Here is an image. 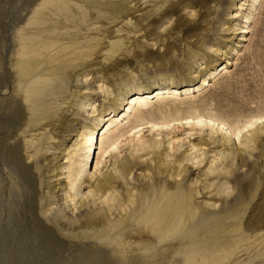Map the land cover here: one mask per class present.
<instances>
[{"label":"bare ground","instance_id":"obj_1","mask_svg":"<svg viewBox=\"0 0 264 264\" xmlns=\"http://www.w3.org/2000/svg\"><path fill=\"white\" fill-rule=\"evenodd\" d=\"M180 1L186 3V0ZM262 2L263 0H242L234 3L233 0L228 7L226 17H240L239 27L234 29L239 31L236 46L231 47L228 51L225 44L216 47L212 52L215 55L214 58H210L208 62L199 63L202 65L200 76L196 74L189 79L185 78L184 75H168L166 74L167 70L159 66L145 80L135 81L132 76L123 78L120 81L117 80L118 82L110 91L109 87L106 86L108 80L119 75L118 72H113L115 66H121L122 62L133 54L129 51L120 53L122 50L120 40H113L108 42L104 48L105 56L102 61H105L103 64H106V66L103 65L100 70L95 69L94 57L92 58V56L95 54L94 50L98 47L101 39H98V37L105 32L102 31L103 28L105 26L116 27V29L113 28L114 31L119 32L118 25L125 24L136 29L134 31L136 33L141 30L145 31L151 27L153 22L170 18L177 6L170 0H35L33 5L31 1L29 14L27 17L24 16L26 18L23 19L21 24L16 25L17 27L13 32L11 38L13 45L10 52L12 58L9 59L12 60L11 64L15 67L11 75L12 86L10 85V87H12L11 102L15 103L14 107L19 109V111L17 110L19 119L16 121L19 139L22 140L28 129L36 126L46 127V125H51L53 121H56L57 124L54 127L51 126L61 135L59 145L64 144L70 132L75 130L68 127V116H66L65 111L59 112V109L68 98L66 96L68 85L74 76L80 80L86 78L89 74H101V77H98L101 83L96 84L97 86H94L92 91L103 94V96L110 92L113 93V97H110L109 101H106V97L104 98L100 109H98L99 103H97L96 94V99H93L91 95L82 90L77 91L69 101L70 105L77 108L89 106V109L85 110V119H88L90 124H83L79 130L77 129L73 143L62 150V152L67 150V153L64 154L63 152L61 159L55 165L54 170L57 171L55 176L61 177L63 175L66 180L62 179L64 181L62 185V205L65 208L70 210L75 208V198L80 196V184H82L84 175L99 171V167L106 161L107 157L114 159L115 162L122 152L118 151L121 147H126L130 152L157 151L165 143L169 150L166 149L162 156L171 158L186 141L190 144L189 150L184 148L186 150L181 151L182 153L176 161L178 165L172 168L176 178L187 172L186 169L181 168L183 160L192 158L194 160L195 158L196 163L200 164L198 151L204 145V142L199 139L197 142H191L190 137L196 134L200 135V133L206 132V135L214 141L218 139L223 145L230 146L226 148L227 153L225 155L213 154V161L221 162L217 165L226 170L232 164V155L236 152L233 150L235 143H237V146L242 144L247 148L251 144H255L263 130L264 113H255L239 118L237 111L212 104L210 99L205 97L203 91L205 87L213 86L219 77L231 75L229 67L235 66L236 61L242 55L243 42L251 38L250 34L253 31ZM27 5L29 4L27 3ZM29 7L30 5L27 6V8ZM148 7H152V9L146 10ZM186 7L187 5H184L182 8L186 9ZM231 8L235 11H230ZM144 10L145 12L141 13ZM25 11L27 10L25 9ZM131 13L137 14L130 16ZM190 13L199 15L200 9H191ZM93 19L101 22V25L89 28L90 25L97 22L91 21ZM177 21V19L174 21L175 25H177ZM230 29L227 27L224 31L227 32ZM101 50L99 49V51ZM137 52L135 51V53ZM146 53L150 55L151 52L147 50ZM164 54L167 55V52L164 51ZM110 60L112 61L110 62ZM1 61L0 63H2ZM196 62L197 59H194L192 64L194 65ZM109 71L111 73L106 74ZM195 78H198V85L192 84V80ZM84 81L89 83L87 79H84ZM178 87H182V90L179 91ZM221 95L223 96V94ZM153 97H155L154 101ZM253 104L250 103L249 105ZM161 135H164L166 139L162 140L159 137ZM26 143L29 144V147L31 146L30 141ZM95 150H97L96 155ZM15 152L11 150L9 160L15 158ZM187 152L189 153L187 154ZM239 154L243 155L238 153L236 156H239ZM45 159L48 158L45 157ZM62 159L64 161L60 162ZM40 161L39 159L34 160L33 169L38 170L41 168L43 164ZM206 161L208 163V159ZM92 162L93 170L90 171ZM157 162L160 163V159ZM12 163L14 164V162ZM135 166L138 165H135L130 158L126 157L116 168L121 174L128 176L133 172ZM226 170L223 171L227 172ZM19 173L21 178L17 176L18 180L31 178L21 169ZM112 179V172L104 175L97 184V190L101 192L100 197L103 198L104 202L117 204L124 209L126 203L124 204L117 199L116 184ZM182 181L183 179L173 181L172 186L169 185V182L163 187H157L155 184V188L153 185L149 187L148 183H142L139 187L137 210L130 215H126L123 220L116 222L109 221L107 223V214L103 209L83 215L76 225H73L70 218L62 213L63 211L60 209L62 207L56 209L50 207L48 211L46 210L48 213L51 211V215L41 208L43 210L41 214L44 216L50 215L44 218L59 232L69 228V231L75 233L80 229L92 230L99 226L102 227V225H108L107 230L99 232L95 237L98 242L95 241L96 243H94L95 249L97 246L102 247L99 257L104 261H100V264H244L247 261H249L247 264H264V214H258L261 221L259 220L255 225L251 224V220L243 222L242 212L245 209L241 207L243 202L240 203L241 198H239V201L230 204L223 217H207L208 223L205 228L208 234H201L198 229L199 224H190L195 218L198 208L189 202L187 194L181 188ZM236 184L241 185L240 195L242 197L245 189L249 186L247 185L248 182H237ZM205 187H209V184ZM55 188L56 186L51 185L50 189L48 188L49 195L44 194L42 198L46 200L49 198L48 201H51L52 193L50 191L53 192ZM38 190L40 191V188ZM21 191H24V188ZM26 193L28 192L26 191ZM53 203L49 202L47 205L50 206ZM129 203L132 204L133 199H130ZM132 231L137 232L138 235H132ZM174 236L176 239L186 240L179 243L178 248L175 250L163 251L159 256L156 253L150 254L149 252L147 254L151 248L155 247L150 243L151 240H154L155 244H159ZM128 238H134L142 243L138 247V255H135L136 258H140V262L130 260L127 255L128 251H132L131 244L126 241ZM42 239L44 240V238ZM147 244L151 245L147 246ZM94 246L87 247L85 252L82 251L85 254L83 256H94ZM250 253L253 254L249 256V259L237 262L238 258H235L237 255ZM78 255L80 256L81 253Z\"/></svg>","mask_w":264,"mask_h":264},{"label":"rangeland","instance_id":"obj_2","mask_svg":"<svg viewBox=\"0 0 264 264\" xmlns=\"http://www.w3.org/2000/svg\"><path fill=\"white\" fill-rule=\"evenodd\" d=\"M28 1L30 0H0V61L2 60V63H0V264H100L104 261L99 257V254L102 252V247L97 246L95 249L94 243L97 242L95 237L99 232H103L105 229L107 230L108 225H102V227L99 226L92 230L80 229L75 233L69 231V228L65 227L66 229L63 232H59L44 218L51 215V211L49 213L47 211L50 207H55V209L57 207H62L60 209L63 212H61L70 218L73 225L78 224L83 215L99 209L106 211L107 223H109V221L116 222L118 220H123L126 215H130L137 210L139 187L142 183H148L149 187L153 185L155 188V184L157 187H163L169 182V185L172 186L173 181L183 179L181 188L187 194L189 202L198 208L197 214L190 224H199L198 229L201 234H208L205 228L208 223L207 217H223L230 204L239 201V198H241L239 202H243L241 207L245 209L244 212H242V221L251 220L250 222L252 225L259 222L260 219L258 218V214H264V123L262 124L263 130L254 145L251 144L249 148L242 144H238L237 146V143L233 145L234 152L236 151V154L241 153L243 155L239 154V156H236L235 153H232L233 165L231 164L232 167L228 166L227 170L217 165L221 162L217 161V163L213 161V154L225 155L227 153L226 148L230 146L227 147L223 145L218 139L214 141L206 135V132L190 137L191 142H197L198 139L204 142L205 146L202 145L201 149L198 151L200 154V156H198L200 164L196 163L195 158L193 160V156H190L192 159L183 160L181 162V168L186 169L187 172L186 174L182 173L181 176L176 178L175 173L172 172V168L178 165L176 161L179 159L181 153L186 149L189 150L190 144L186 141L171 158L162 156L167 149L165 143H163L157 151L147 150L130 152L126 147H121L118 151L122 152L119 154V157L117 156L118 158H116L115 162L114 159L107 157V162H103L99 167V171L84 175L81 182L82 184H80V196L75 198V208L73 210L65 208V206L62 205V185L66 180L63 175L61 177L55 176L57 173V171L54 170L55 165H57V161L62 157L64 152H62V150L73 143L79 128H81L83 124H90V121L85 119V110H88L89 106L86 105L83 108H77L70 105L69 101L77 91L82 90L91 95L93 99H96L97 96V103H99L98 109H100L103 105L104 98L106 97V101H109L113 97V93L110 92L106 96H103V94H97L92 91L94 86L101 83L99 81L101 74H89L86 78H82L83 80H79L78 77L74 76L68 85V92L66 94L68 98L59 109V112H66V116H68V127L72 128L71 130H75L70 132L64 144L62 146L59 145L58 142L61 140V135L58 131L53 129L57 124L56 121L52 122L51 125L53 127L51 125H46V127L36 126L32 129H28L22 138L23 141L19 139L16 128V121L19 119L17 110L19 111V109L14 107L15 103L11 102L12 87H10V85L12 86L11 75L15 67L11 64L12 60L10 61L9 59L12 58L10 55L13 45L11 38L16 29L15 27L21 24L23 19L27 17L31 8V1L33 5L35 0ZM170 1L177 6L171 17L153 22L151 27L145 31L141 30L136 33L134 32L136 29L125 24L118 25L120 29L119 32L114 31L113 28L116 29V27L105 26L103 28L102 31L105 32L98 37V39H101L99 40L98 47L94 50L95 54L92 56V58L94 57L93 62L95 69L100 70L103 65L106 66V64H103L105 61H102L105 56L104 48L107 46L108 42L113 40H120V45H122L120 53H127L129 51L133 54L129 55V58L125 59L121 66H115L116 68L113 72H118L119 75L108 80L106 86L107 88L109 87L108 89L110 91L118 81L129 76H132L135 81L147 79L152 75L154 69H157L159 66L166 69V74L168 75H184L185 78L189 79L196 74L200 76V69L202 67L200 64L204 61L208 62L210 58H214L215 55L212 52L216 47L225 44L228 51L231 47L236 46V41L239 39L237 35L239 31L234 29L239 27L240 17H226L228 7L233 0H186V3H182L180 0ZM238 1L242 0H234V3ZM27 3L30 5L29 8H27V6H29ZM184 5H187L186 9L182 8ZM232 8L230 11L234 12L235 9ZM25 9L27 11H25ZM150 9H152V7H148L146 10ZM191 9H200V14H191ZM144 12L145 10L141 13ZM136 14L137 13H131L130 16ZM176 19L178 20L177 25L174 24ZM91 21L95 22L97 20L93 19ZM100 25L101 22L97 21L94 25H90L89 28H95ZM227 27L231 29L225 32L224 29ZM250 37L251 40L249 39L243 42L240 59L236 61L235 66L232 65L229 67L231 75L228 77H219L217 80L218 83L216 82L213 86L205 87L203 91L205 97L209 98L212 104L216 106L219 105L224 109L228 108L237 111L239 118L255 113H264V0L258 10L256 23ZM99 49L102 50L99 51ZM147 50L151 52L150 55L146 53ZM135 51L138 52L135 53ZM164 51L167 52V55L164 54ZM194 59H197V62L193 65L192 61ZM111 61L112 60H110V62ZM109 73H111V71L106 74ZM84 79L89 80V83L88 81L85 83ZM192 84L198 85V78L192 80ZM178 90H182V87H178ZM221 94H223V96ZM182 97L183 95L181 98ZM152 99L154 101L155 97ZM250 103L254 104L249 105ZM66 109H68V111H66ZM159 137L162 138V140L166 139L164 135ZM28 141L31 142L30 147L29 144L26 143ZM11 150H14V152L16 151L15 158H11L13 161L9 160ZM168 150L169 149H167V151ZM65 151L64 154L67 153V150ZM96 152L97 150H95V155ZM188 153L189 152H187V154ZM45 157L48 159L46 160ZM126 157L130 158L135 165H138L133 168V172L128 176L121 174L118 168H116ZM206 158L208 159V163ZM38 159L41 160L40 163L43 165L38 170H35L33 169V162ZM158 159H160L161 165L157 162ZM49 160L50 162H48ZM62 161L64 160L62 159L60 162ZM117 161L120 162L117 163ZM167 161L169 163H166ZM11 162H14V164L12 163V165ZM93 162L91 163L90 171L93 170ZM19 168L22 172H26L29 177H31L27 179L28 181L26 179L18 180L21 178L19 175ZM110 172L113 174L112 181L115 182L112 183L116 184L117 199L124 204L126 203L124 209L117 204L110 202L107 204L104 202L103 198L100 197L101 192L97 190L98 182L104 175ZM115 178L117 181L114 180ZM62 179H64V181ZM237 182H248L247 185L249 186L245 189V193L244 195L242 194V197L240 195L241 185L238 186V184H236ZM18 183L23 184L21 185ZM208 184L209 187H205L208 186ZM51 185L54 187L56 186V188L53 189V192L50 191L53 201H48L49 198L46 200L42 198V196L44 194L49 195L48 192ZM219 186L220 188H218ZM20 188L21 190L24 188V191H21ZM38 188H40V191ZM26 191L28 193H26ZM39 192H41V195ZM84 192L86 193L84 194ZM130 199H133L132 204L129 203ZM14 200L16 201L14 202ZM49 202L54 203L48 206L47 204H49ZM41 208H43V210L45 209V211L47 210L46 212L50 215H42L41 212L43 210H41ZM131 234L135 236L138 235V233L134 231H132ZM42 238H44V240ZM86 240L88 241L86 242ZM185 240L186 239H176L175 236L159 244H155L154 240H151L150 243L155 245V247L151 248L147 254L150 252V254L156 253V255L159 256L163 251L175 250L178 248L179 243ZM126 241L131 244L132 248V251L130 250L127 252L130 260L140 262V258H136L135 255H138V247L142 245V243L134 238H128ZM151 244H147V246ZM92 246H94V256L96 257H84L83 255L85 254L82 253V251L85 252L87 247L89 248ZM80 253L81 255L79 256L78 254ZM252 254L253 253L244 255L239 254L235 258H238L237 262H240L249 259V256ZM247 263H249V261L244 264Z\"/></svg>","mask_w":264,"mask_h":264}]
</instances>
